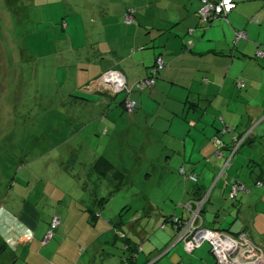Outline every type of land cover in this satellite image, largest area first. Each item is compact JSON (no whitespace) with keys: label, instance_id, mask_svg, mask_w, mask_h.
Instances as JSON below:
<instances>
[{"label":"crops","instance_id":"0c3cea01","mask_svg":"<svg viewBox=\"0 0 264 264\" xmlns=\"http://www.w3.org/2000/svg\"><path fill=\"white\" fill-rule=\"evenodd\" d=\"M82 1L87 9L77 15V23L70 25L73 19L62 18L61 31L57 24L46 32L47 39H56L48 57L54 59L52 69L63 76L67 100L88 103L92 107L88 121L104 122V132L121 128L127 135H164L160 145L167 152L166 162L179 163L200 180L192 188L186 185L184 199H197L211 190L205 209L207 228L247 233L256 246L258 264H264V0H236L230 13L212 22L201 19V0ZM128 8L135 12L132 24L124 20ZM51 16L41 21L57 19ZM81 17L85 21L89 17L91 24L80 26ZM79 32L84 39L75 41ZM62 44L68 52L59 47ZM56 53L66 58L55 59ZM159 54L168 65L154 89L130 94L138 107L134 115H127L122 106L127 95L119 99L121 92L112 91L105 73L119 71L130 86L149 74ZM228 161L231 165L224 172ZM237 181L243 188L234 205L228 195ZM69 195L55 193L57 206L49 214L24 199L14 215L17 235L9 245L12 254L0 264H131L123 248L122 255L112 254L118 242L113 225L117 218L105 220L101 214L92 224L78 196ZM55 213L62 223L48 242L46 232ZM136 222L128 227L124 223L122 229L141 243L143 252L146 230L136 228ZM172 238L145 252L148 259L153 262L166 252L175 264H187L189 257L200 262L210 259L204 254L207 243L189 252ZM141 261H146L143 253L134 264Z\"/></svg>","mask_w":264,"mask_h":264},{"label":"rangeland","instance_id":"374dc122","mask_svg":"<svg viewBox=\"0 0 264 264\" xmlns=\"http://www.w3.org/2000/svg\"><path fill=\"white\" fill-rule=\"evenodd\" d=\"M85 9L82 0H0V237L11 241L16 236L14 215L24 199L49 214L57 206V197H52L57 192L79 198L83 192L98 197L112 194L101 214L105 220L121 217L125 227L137 220L136 228L146 230V249L139 254L147 260L145 252L164 246L174 234L171 223L165 228L162 222L157 225L158 216L162 221L164 216L182 214L186 185L192 188L194 182L181 171L185 167L166 162L167 152L160 145L164 135H127L121 128L116 133L111 129L104 132V122L88 121L92 111L88 103L65 97L63 76L52 69L54 59L48 57L50 44L56 39H47L46 32L57 24L61 31L62 18L73 19L72 25ZM51 14L58 21L41 22L53 19ZM81 20L80 26L91 24L89 17ZM82 39L80 35L74 40ZM66 44L59 47L68 52ZM54 55L58 60L66 58L64 53ZM124 94L121 92L119 99ZM101 156L115 167L106 176L97 167ZM87 201L92 203L91 198ZM209 246L203 248L210 259H202L216 264ZM122 248L123 240L119 239L112 254L122 255ZM166 253L155 259L175 264ZM5 256L0 257V263ZM189 259L187 264H206Z\"/></svg>","mask_w":264,"mask_h":264},{"label":"built area","instance_id":"2783aa9c","mask_svg":"<svg viewBox=\"0 0 264 264\" xmlns=\"http://www.w3.org/2000/svg\"><path fill=\"white\" fill-rule=\"evenodd\" d=\"M202 7L200 8V15L204 22H210V20L217 19L226 16L236 6L235 0H201ZM133 10L130 9L126 14V22L133 20ZM239 36H243L242 33ZM166 62L162 56H159L156 60V65L151 70V75L147 78L136 81L135 86L140 89L151 87L155 84V77L165 68ZM105 81L108 82L114 93L127 90L128 86L126 80L119 71L113 70L105 73ZM114 83V86L111 85ZM243 85V82H240ZM137 105L136 100H129L126 103V110L131 113L135 110ZM184 173V169L181 170ZM194 181L197 180L196 175L190 176ZM243 186L241 184H235L232 188L231 198L237 196L240 189ZM207 195H205L200 201H188L185 205L189 211L188 220H179L174 218V221L182 222L180 224V234L178 240H183L185 248L188 251L201 246L207 242L211 246V250L215 252L218 264H258V258L255 251L256 246L251 241L247 233H241L238 236L232 235L227 232L213 230L202 225L200 221L201 209ZM60 217L55 216L53 218L51 229L46 235V241H50L53 238V229L60 224ZM199 222V223H198Z\"/></svg>","mask_w":264,"mask_h":264},{"label":"trees","instance_id":"16d2710c","mask_svg":"<svg viewBox=\"0 0 264 264\" xmlns=\"http://www.w3.org/2000/svg\"><path fill=\"white\" fill-rule=\"evenodd\" d=\"M236 1V0H235ZM202 7V6H201ZM130 9H132L133 10V15L135 14V12H134V9L133 8H128L127 10H126V12H125V14H124V20H125V22H126V18H125V16H126V14L129 12V10ZM200 11V10H199ZM199 15H200V13H199ZM200 17H201V15H200ZM133 18H135V15L133 16ZM202 19V18H201ZM215 19H213V20H210V22H212V21H214ZM135 20L133 19L131 22H126L127 24H132L133 22H134ZM42 22V21H41ZM191 44H189V46H190ZM159 56H162L163 58H164V60H165V62H166V66L168 65V62H167V60L165 59V57H164V55L163 54H159V55H157L156 56V59H155V63H154V65L150 68V70H149V74H147V75H145V76H143V77H141V78H139V79H137V80H135L134 82H133V84L132 85H128L127 84V86H128V88H127V90L125 89V90H123L122 92H124L126 95H127V98L126 99H124V101L122 102V106H123V108H124V111H125V113L126 114H128L129 116H132V115H134L135 114V112H136V110H137V107H138V102H137V105H136V108H135V110L133 111V112H131V113H129L127 110H126V103H127V101H129V100H136V99H133V98H131L130 97V94L135 90V91H145V90H152V89H154V87H155V85H156V81H157V79H158V76L160 75V73L163 71H161L160 73H159V75H157L156 77H155V84L153 85V86H151V87H146V88H144V89H140V88H137L136 86H135V83H136V81H138V80H140V79H144V78H147V77H149L150 75H151V70H152V68L156 65V60H157V58L159 57ZM165 66V67H166ZM83 124V123H82ZM97 167L100 169V170H103V171H101V174L102 175H104V176H106V174H107V171H109V170H111V169H113V168H115L111 163H110V161H109V159H107L106 157H104V156H101L100 158H98L97 159ZM230 162L228 161V165H225L224 167H223V170H224V172H226L227 170H228V168L230 167ZM65 169H67V167H66V165H65ZM105 170V171H104ZM125 172H127V170L125 169L124 170ZM116 173V172H115ZM184 173H186V175H187V177L191 180V181H193L195 184H199V177H198V175L197 174H195V173H188L187 172V170H184ZM192 175H196V177H197V180L196 181H194V180H192L191 178H190V176H192ZM235 184H239V182L237 181V183H233V185H235ZM233 185H232V188H233ZM214 186V185H213ZM232 188H231V190H230V193H229V195H228V198H229V200H231L232 201V203L234 204H236V201H238V198H237V196H235V198H231V193H232ZM84 189L85 190H87V191H89L86 187H84ZM213 190V189H212ZM211 190L210 191H206L205 193H203L201 196H200V198H197V199H191L192 201H200V200H202V198L205 196V195H207V197H206V199H205V201H204V204H203V207H202V209H201V216H200V221H202V225L204 226V227H207L206 226V218H205V209H206V206H207V203L209 202V200H210V197H211ZM88 194H86L85 192H83V195L79 198V197H77V201L81 204V207H83V210L84 211H86V212H88L89 214H90V218H89V220H90V222L92 223V224H94L97 220H98V218H99V216H101V210L105 207V204H106V202L108 201V199L112 196V194H110V195H108V196H103V197H98L97 195H93L92 193H90V192H87ZM91 198V204H89L88 203V199H90ZM188 201H190V200H185V201H183L182 203H181V205L183 206V209H184V212L182 213V214H176V213H174V214H171V215H169V216H164L163 217V220L161 221L162 222V224H161V226L164 228L165 227V225H166V223H171L172 224V227H173V229H174V234H173V238H172V242L174 241V242H179V243H182L183 244V246H184V248H185V243H184V241L183 240H178L179 239V234H180V231H181V228H180V224L182 223V222H180L181 220H188L189 219V211L186 209V207H185V205L188 203ZM234 204V205H235ZM121 215H122V213H121ZM55 216H58V217H60V219H61V216L59 215V214H53L52 215V217H51V220H50V222H49V226H48V229H47V232H46V235H47V233H48V231L51 229V224H52V221H53V218L55 217ZM174 218H178L180 221H178V222H176V221H174ZM61 223H62V219H61V221H60V224L58 225V226H56L54 229H53V233H54V235H53V238L50 240V241H48V242H51V241H53L54 239H55V237H56V231H57V229L60 227V225H61ZM124 221L122 220V218L121 217H119V218H117L116 220H114L113 221V225H114V230L116 231V233H115V239H122L123 240V245H124V247H123V249L125 250V252L126 253H128V259H129V262L131 263V264H134L135 263V260H136V257L139 255V252L140 251H142L143 249H142V247H141V243L140 242H135L134 241V239H133V237H131L130 236V234H129V231L128 230H126V229H122L123 227V225H124ZM199 223V222H198ZM210 229H213V230H217V231H222V232H227V231H224V230H222V229H217V228H215V227H212V228H210ZM16 230V229H15ZM17 231H15V235H17V233H16ZM227 233H230V232H227ZM241 233H244L243 231L242 232H239V233H236V234H233V233H230V234H232V235H235V236H238V235H240ZM249 236V235H248ZM16 236H14L13 235V240H14V238H15ZM11 239V240H12ZM114 239V240H115ZM251 239V238H250ZM3 240L4 241H2V237H0V244H1V252H0V257H4L5 256V253H6V251H8V253H7V255L5 256L6 258H9L10 256V254H12V251L11 250H13L12 248H9L10 246V243H11V241H9L8 239H6L5 237L3 238ZM205 243H207V242H205ZM205 243H203V244H205ZM202 244V245H203ZM207 244H209V243H207ZM201 245V246H202ZM210 245V244H209ZM201 246H199V247H201ZM199 247H197V248H199ZM197 248H195V249H197ZM186 249V248H185ZM195 249H193L192 251H194ZM210 249H211V246H210ZM187 250V249H186ZM188 251V250H187ZM192 251H189V252H192ZM212 251V250H211ZM162 252V251H161ZM13 253H16L15 251H13ZM160 254V253H159ZM17 257V256H16ZM16 257L14 256V257H12L13 259H16ZM152 261V258L151 259H148V260H146L145 262H143V264H161V263H159L158 262V259L157 260H155V261H153V262H151ZM217 264H218V261H217Z\"/></svg>","mask_w":264,"mask_h":264},{"label":"water","instance_id":"95a60500","mask_svg":"<svg viewBox=\"0 0 264 264\" xmlns=\"http://www.w3.org/2000/svg\"><path fill=\"white\" fill-rule=\"evenodd\" d=\"M214 254H215V252L214 251H212Z\"/></svg>","mask_w":264,"mask_h":264},{"label":"clouds","instance_id":"9594fccd","mask_svg":"<svg viewBox=\"0 0 264 264\" xmlns=\"http://www.w3.org/2000/svg\"><path fill=\"white\" fill-rule=\"evenodd\" d=\"M116 94V93H115Z\"/></svg>","mask_w":264,"mask_h":264}]
</instances>
